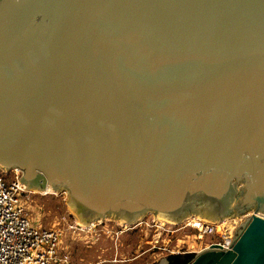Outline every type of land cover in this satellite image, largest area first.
<instances>
[{"label":"water","instance_id":"95a60500","mask_svg":"<svg viewBox=\"0 0 264 264\" xmlns=\"http://www.w3.org/2000/svg\"><path fill=\"white\" fill-rule=\"evenodd\" d=\"M0 168L85 226L253 211L189 264H264V0H0Z\"/></svg>","mask_w":264,"mask_h":264},{"label":"rangeland","instance_id":"374dc122","mask_svg":"<svg viewBox=\"0 0 264 264\" xmlns=\"http://www.w3.org/2000/svg\"><path fill=\"white\" fill-rule=\"evenodd\" d=\"M67 200L68 194L63 192L30 191L28 215L34 227L66 229L63 251L75 264H158L177 251L197 253L219 238L218 234L206 235L202 242L198 231L185 226L186 220L175 224L154 214L131 225L106 219L84 226L73 215ZM252 213L226 221L238 229ZM197 216L200 215L192 218Z\"/></svg>","mask_w":264,"mask_h":264},{"label":"built area","instance_id":"2783aa9c","mask_svg":"<svg viewBox=\"0 0 264 264\" xmlns=\"http://www.w3.org/2000/svg\"><path fill=\"white\" fill-rule=\"evenodd\" d=\"M21 177L20 170L0 168V264H75L63 251L65 228L33 226L28 215L30 191ZM185 226L198 231L202 242L206 235L218 234V240L202 249L212 244L231 248L237 231L226 220L210 222L197 217L187 219Z\"/></svg>","mask_w":264,"mask_h":264},{"label":"trees","instance_id":"16d2710c","mask_svg":"<svg viewBox=\"0 0 264 264\" xmlns=\"http://www.w3.org/2000/svg\"><path fill=\"white\" fill-rule=\"evenodd\" d=\"M194 252L172 253L168 255L169 264H189L195 258Z\"/></svg>","mask_w":264,"mask_h":264},{"label":"bare ground","instance_id":"6f19581e","mask_svg":"<svg viewBox=\"0 0 264 264\" xmlns=\"http://www.w3.org/2000/svg\"><path fill=\"white\" fill-rule=\"evenodd\" d=\"M33 191H35V190H33ZM36 191H39V190H36ZM49 191H52L50 188L47 190V191H41V192H49ZM165 220V219H164ZM166 221H168V220H166ZM231 221V220H230ZM169 222V221H168ZM229 222V221H228ZM79 223L81 224V225H83V223H81L80 221H79ZM171 223H173V222H171ZM226 223V222H225ZM229 224H231V223H229ZM85 226V225H84ZM93 226V225H92ZM231 232H232V230H231ZM228 249H231V248H228Z\"/></svg>","mask_w":264,"mask_h":264}]
</instances>
